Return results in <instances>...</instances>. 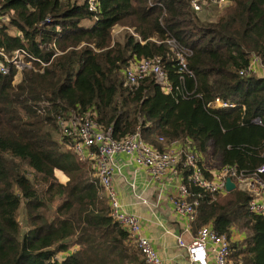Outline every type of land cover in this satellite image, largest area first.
I'll use <instances>...</instances> for the list:
<instances>
[{
    "label": "trees",
    "instance_id": "16d2710c",
    "mask_svg": "<svg viewBox=\"0 0 264 264\" xmlns=\"http://www.w3.org/2000/svg\"><path fill=\"white\" fill-rule=\"evenodd\" d=\"M117 24L127 29L122 39L112 37ZM170 38L185 50L184 70ZM17 48L30 62L17 81L0 54L8 69L0 70V264H147L58 116L88 114L116 139L139 131L159 149L188 143L202 165L208 149L244 174L264 163V78L246 70L253 56L264 64V0H230L214 20L190 0H97L95 10L87 0H0V51ZM141 58L159 60L170 90L150 75L127 84L123 70ZM216 96L235 105L209 106ZM187 184L198 199L192 230L210 223L244 233L231 256L264 264V215L248 210V193Z\"/></svg>",
    "mask_w": 264,
    "mask_h": 264
},
{
    "label": "built area",
    "instance_id": "2783aa9c",
    "mask_svg": "<svg viewBox=\"0 0 264 264\" xmlns=\"http://www.w3.org/2000/svg\"><path fill=\"white\" fill-rule=\"evenodd\" d=\"M229 1L190 0V7L194 12L205 16L210 11L211 5L223 6ZM87 5L89 10H95L97 0H87ZM127 28L138 38L131 28ZM165 41L178 58L180 69H186L185 50L179 48L172 38ZM0 54L5 60L14 63L17 73L21 67L30 65L29 61L23 62L28 55L23 48H17L10 54L0 51ZM40 62L45 64L43 61ZM0 70L2 72L8 70L2 62H0ZM246 70L264 78V64L257 56L251 58ZM186 71L192 75L191 71ZM123 73L130 86L150 75L164 90L171 89L166 73L156 58H141L132 61L123 70ZM208 105L229 107L234 106L235 101L216 96ZM56 121L60 134L69 138L70 147L78 159L92 162L98 185L108 201L111 217L129 232L147 264L169 263L154 248L150 238L143 230L139 217L126 211L118 198L113 184V176L121 167L115 160V156L119 152L126 153L131 162L144 167L152 179L160 184L166 181L167 176L174 179L176 192L171 198L173 211L185 219L187 228H190V223L196 217L198 204L197 198L189 199L190 191L187 183L201 187L213 195L220 194L226 191V176H230L235 181L236 188L248 193V210L264 215V163L258 165L248 174L238 171L233 165L226 164L221 165L216 172H211L208 169L209 174L207 175L204 171L205 166L199 163L197 152L188 143L174 139L168 142L167 147L159 149L147 142L139 131L116 139L112 136L109 128L104 129L94 116L88 114L72 112L69 115L58 116ZM254 121L261 122L259 117H254ZM158 140L164 141L162 136H159ZM182 167L187 171L185 178L181 172ZM236 237L235 230L232 235L228 236L225 233H219L210 223H206L198 227L189 238L180 234L176 235V241L184 249L188 264H244L231 256V241Z\"/></svg>",
    "mask_w": 264,
    "mask_h": 264
},
{
    "label": "crops",
    "instance_id": "0c3cea01",
    "mask_svg": "<svg viewBox=\"0 0 264 264\" xmlns=\"http://www.w3.org/2000/svg\"><path fill=\"white\" fill-rule=\"evenodd\" d=\"M115 160L121 167L113 176V184L124 209L139 217L154 248L169 264H188L184 249L177 244L176 235L189 238L197 229L187 228L185 219L173 211L174 179L167 176L163 184L156 182L144 167L131 162L124 152L117 153ZM203 160L211 172L221 167L209 149ZM54 175L60 182L67 180L65 173L58 168L54 169Z\"/></svg>",
    "mask_w": 264,
    "mask_h": 264
},
{
    "label": "rangeland",
    "instance_id": "374dc122",
    "mask_svg": "<svg viewBox=\"0 0 264 264\" xmlns=\"http://www.w3.org/2000/svg\"><path fill=\"white\" fill-rule=\"evenodd\" d=\"M228 4V3H227ZM227 4L221 6V5H211L210 6V11L206 14V17L208 20H214L217 15L219 13L222 12V10L224 9L225 6H227ZM86 22L90 23L91 19H86ZM127 30L124 28V26L117 24L112 28V37L113 39H122V35L124 33V31ZM26 62V61H23ZM23 67H21L19 69V72L15 75V81H17L20 77L19 73L21 74V70ZM215 161V160H214ZM213 163V162H212ZM19 221L21 222V227L23 230H25L28 226L27 224H25L24 219H23V211L22 208L19 210ZM235 234H237V236H242L244 233H238L237 231H235ZM62 253H58V256H61Z\"/></svg>",
    "mask_w": 264,
    "mask_h": 264
},
{
    "label": "water",
    "instance_id": "95a60500",
    "mask_svg": "<svg viewBox=\"0 0 264 264\" xmlns=\"http://www.w3.org/2000/svg\"><path fill=\"white\" fill-rule=\"evenodd\" d=\"M233 188H236L235 181L230 176H226V178H225V190L229 191Z\"/></svg>",
    "mask_w": 264,
    "mask_h": 264
}]
</instances>
